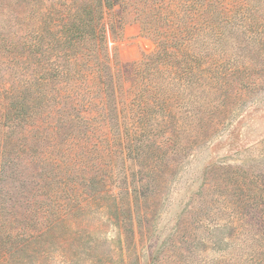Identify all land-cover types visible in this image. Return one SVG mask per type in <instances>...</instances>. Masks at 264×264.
Returning a JSON list of instances; mask_svg holds the SVG:
<instances>
[{
	"label": "rangeland",
	"instance_id": "1",
	"mask_svg": "<svg viewBox=\"0 0 264 264\" xmlns=\"http://www.w3.org/2000/svg\"><path fill=\"white\" fill-rule=\"evenodd\" d=\"M75 2L0 0V105L13 83L29 127L26 151L13 139L0 157V200L15 245L10 253L1 248L0 264H264V209L253 206V182L264 184V88L242 87L220 116L205 111L199 124L183 120L176 145L160 134L162 113L138 123L155 134L153 143L123 139V111L129 125L138 113L127 90L139 85L123 72L145 69L155 45L132 14L119 40L108 41L107 65L120 87L112 83L107 127L95 94L87 107L84 85L66 91L62 35ZM229 3L236 9L225 28L224 65L250 68L253 78L242 31L253 8L240 10L253 0ZM86 45L85 62L92 58ZM211 118L219 120L212 131Z\"/></svg>",
	"mask_w": 264,
	"mask_h": 264
},
{
	"label": "trees",
	"instance_id": "2",
	"mask_svg": "<svg viewBox=\"0 0 264 264\" xmlns=\"http://www.w3.org/2000/svg\"><path fill=\"white\" fill-rule=\"evenodd\" d=\"M72 5L76 6H69L66 10V27L62 35L68 57L63 65L66 91L72 92L77 86L84 85L88 94L87 107L95 104L92 100L95 94L98 112L109 128V119H114L112 83L117 85L120 77L116 75L112 80L107 65L108 41L119 40L127 17L132 14V21L155 45V51L142 62L145 69L138 67L123 72V80H126L128 72L131 73V82L139 83L132 90H127L132 94L138 113L129 125L123 111V139L129 138L130 141V137L142 135L150 145L154 142L150 135L155 134L145 133L138 123L145 124L151 118L155 121L158 113H162L159 117L165 130L160 134L164 141L176 145L182 139L179 135L183 120H196L199 124L204 120L205 111L220 116L226 112L231 98L237 97L238 93L243 95L242 87L253 89V93L264 88V0H253V6L240 8L244 11L253 8V21L246 17L242 21L246 25L242 27L244 40L253 53V78L247 73L250 68L224 65L225 28L236 9L229 0H78ZM116 6L120 7L117 12L114 11ZM261 9L260 17L254 18V13ZM243 14L246 16L245 12ZM88 43L90 50L87 53L92 54V58L85 62L80 48ZM161 75L166 80L164 85L159 82ZM23 89L26 86L23 85ZM13 92V83L2 90L0 157L5 155L13 139L15 145L17 143L23 152L26 151L21 139H28V113L21 102L13 99ZM184 106L192 112H183ZM217 119L208 121L211 131L219 125ZM253 190V206L264 209V203L259 202V198L264 196L263 180L254 181ZM6 215L11 213L5 210L0 200V250L3 248L5 253H10L15 245L11 229H5ZM261 237L264 238V232ZM22 241L25 242L22 248H26V239Z\"/></svg>",
	"mask_w": 264,
	"mask_h": 264
}]
</instances>
